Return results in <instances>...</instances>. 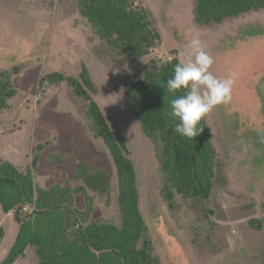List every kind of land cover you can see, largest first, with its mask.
<instances>
[{"label": "rangeland", "instance_id": "rangeland-1", "mask_svg": "<svg viewBox=\"0 0 264 264\" xmlns=\"http://www.w3.org/2000/svg\"><path fill=\"white\" fill-rule=\"evenodd\" d=\"M194 2L134 0L136 8L150 13L160 37L135 60L110 47L80 15L75 0H0V73L10 76L15 90L0 110V161L31 173L33 200L39 189L68 192L72 205L58 199L62 204L55 207L71 219L79 214L82 220L73 218L75 224H120L112 157L91 127L88 102L61 80L79 79L86 69L89 96L126 144L144 235L159 263L264 264V9L200 25ZM193 38L213 58V75L234 73V85L230 102L202 118L214 149L211 194L199 199L173 192L169 201L159 170L162 145L143 132L125 91L151 60L186 63ZM34 218L28 204L9 213L0 206V263L19 226ZM38 262L34 248H27L14 264Z\"/></svg>", "mask_w": 264, "mask_h": 264}, {"label": "trees", "instance_id": "trees-1", "mask_svg": "<svg viewBox=\"0 0 264 264\" xmlns=\"http://www.w3.org/2000/svg\"><path fill=\"white\" fill-rule=\"evenodd\" d=\"M75 2L80 15L96 33L128 59L146 56L149 48L159 42V35L151 28L150 13L136 8L134 0ZM260 9H264V0H195L193 16L200 25H219L227 19ZM178 63L177 60L167 64L149 61L142 73L129 81L125 98L146 136L160 141L162 145L158 162L166 192L164 197L171 201V194L175 192L183 197L205 199L211 194L216 178L214 149L207 127L201 120L199 127L203 129L200 135L193 140L188 139L174 131L176 122L166 115L170 100L186 91L182 89L172 95L161 86L163 81L172 77ZM16 71L15 68L12 74L15 75ZM56 76L60 75L53 74V77ZM9 77L6 72L0 73V110L15 94ZM61 80L68 82L77 97L83 96L88 102L91 127L112 157L118 179L120 224H75L73 218L82 220L79 214L72 215L71 219L64 208L56 209L62 203L72 205V196H68V192H63L61 188L39 189L36 200H33L35 192L31 173H21L10 163L0 161L2 212L9 213L18 204H28L35 214L33 221L19 226L15 241L0 264H14L23 257L27 248H34L38 264H160L152 255L151 243L144 235L146 227L138 209L136 176L132 163L126 157L127 147L119 129L112 119H106L89 96L88 91H93L86 69H83L79 79L70 77ZM58 199H64V202L58 205ZM3 233L0 227V240ZM142 237L144 239L139 246Z\"/></svg>", "mask_w": 264, "mask_h": 264}, {"label": "clouds", "instance_id": "clouds-1", "mask_svg": "<svg viewBox=\"0 0 264 264\" xmlns=\"http://www.w3.org/2000/svg\"><path fill=\"white\" fill-rule=\"evenodd\" d=\"M187 48L190 49L187 62L178 63L172 77L163 81L161 86L172 95L186 90L183 95L170 100L166 115L176 122L174 131L177 134L193 140L203 129L199 127L202 118L217 105L230 102L235 74L230 73L226 78L213 75L209 70L213 58L203 49L198 38L191 39Z\"/></svg>", "mask_w": 264, "mask_h": 264}]
</instances>
